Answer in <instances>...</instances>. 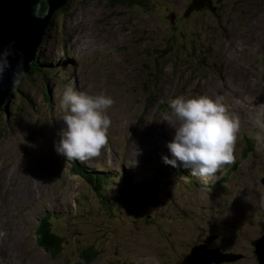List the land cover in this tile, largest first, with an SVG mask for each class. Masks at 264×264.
Returning <instances> with one entry per match:
<instances>
[{
  "label": "rangeland",
  "instance_id": "rangeland-1",
  "mask_svg": "<svg viewBox=\"0 0 264 264\" xmlns=\"http://www.w3.org/2000/svg\"><path fill=\"white\" fill-rule=\"evenodd\" d=\"M148 2L150 8L68 0L53 15L38 53L42 73L50 76L17 80L0 118V264H78L87 248L96 252L89 264H177L209 235L218 237L209 248L242 255L219 264H257L251 241L264 224V130L255 123L264 110V20L242 22L226 13L215 24L209 16L194 23L198 41L221 44L218 53L226 60L208 73L191 70L195 57L184 48L194 34L171 28L167 0ZM232 31L237 34L229 38ZM66 85L113 100L107 143L85 161L54 149L62 126L58 99ZM197 94L219 98L240 126L232 163L201 175L200 186L188 190L175 176L190 170L161 160L172 133L162 119L169 99ZM73 161L101 167L114 178L113 188L102 191L111 203L103 204L89 181L72 173ZM233 165L231 176L221 180ZM158 171L174 175L173 184L163 182L171 187L163 201L161 189L143 194L135 205L118 195L125 181ZM45 213L62 237L57 255L38 242Z\"/></svg>",
  "mask_w": 264,
  "mask_h": 264
},
{
  "label": "clouds",
  "instance_id": "clouds-1",
  "mask_svg": "<svg viewBox=\"0 0 264 264\" xmlns=\"http://www.w3.org/2000/svg\"><path fill=\"white\" fill-rule=\"evenodd\" d=\"M10 54L7 49L0 51V75L9 67ZM112 104L106 94L92 95L66 85L58 99L62 126L54 143L55 151L66 159L80 161L97 156L107 143L111 123L107 110ZM168 108L169 114L162 120L172 133L165 141L167 154H161L163 163L207 176L232 163L240 121L219 98L177 95L169 99ZM255 123L264 130V110L258 113Z\"/></svg>",
  "mask_w": 264,
  "mask_h": 264
},
{
  "label": "water",
  "instance_id": "water-1",
  "mask_svg": "<svg viewBox=\"0 0 264 264\" xmlns=\"http://www.w3.org/2000/svg\"><path fill=\"white\" fill-rule=\"evenodd\" d=\"M43 0H0V51H10L9 67L0 75V108L8 104L13 88L21 75L28 74L46 36L54 13L67 5L68 0H45L46 11L39 13ZM195 0L190 8H198ZM214 238V236H213ZM206 237L194 245L190 252L182 254L177 264H219L241 258V254L221 252L209 248L213 239ZM257 264H264V230L251 241Z\"/></svg>",
  "mask_w": 264,
  "mask_h": 264
},
{
  "label": "trees",
  "instance_id": "trees-1",
  "mask_svg": "<svg viewBox=\"0 0 264 264\" xmlns=\"http://www.w3.org/2000/svg\"><path fill=\"white\" fill-rule=\"evenodd\" d=\"M108 2L112 5L131 6L134 4L136 6H139V7L141 6L144 8H150V6H151L150 3L148 2V0H108ZM42 3L43 4H42L41 10H40L41 11L40 13H44L46 10L45 0H43ZM57 11L54 13V15L57 13ZM50 28L51 27H49V29ZM49 29H48V31H49ZM47 36H48V32L46 34V37L43 39L44 41L47 38ZM169 51H170V47H168V51L166 52L165 55L162 56V58H167ZM187 54L194 57L196 54V50H192L191 53L188 52ZM41 65H42L41 58H40V56L36 55V58L32 62V65L30 67L28 74L21 75L18 78V80L24 79L25 77L28 78L29 75L37 76L38 74H43ZM191 70H195V68L194 69L191 68ZM192 72H194V71H192ZM43 75L44 76H48V75L50 76V72H45ZM46 89H47V87H46ZM7 109H8V104L6 106L3 105L0 108V118H3L2 112L7 110ZM73 162H74L73 167L71 168L72 172L80 175L82 178L89 181V183L92 187V190L94 191V193L97 196H100L99 198L102 200L103 204L106 205L107 201L110 202L111 200L109 198L103 197V195H105V194L102 191H106L112 187V180L114 178H112L111 175L106 173V170H103L101 167H98L96 169H93V168L87 169L85 166L79 165L78 162H76V161H73ZM233 167H234V165L232 167H230L228 170H226L225 177L231 176V172H232ZM179 174H181L182 176H175V179L178 182V184L182 180L185 181L183 183V186H182L183 189H188V190L195 189V188L199 187L201 182H202V178L198 175L192 174L191 171H185V172H181ZM172 176H174V175H172L170 171L165 172V173H164V171L163 172H160V171L154 172L150 176V178L140 180V182L130 183V184L124 183L123 186L119 190L120 191L119 194L122 193L123 199H125V202H128V204L135 205L137 202H141L139 199H141V196L143 194H145V193H156V192H158V189H161L166 194L165 196H163V199H162V201H163L168 196V193H169L170 188H171V187H168L166 185L163 186V184H164L163 182L165 181V179H167L166 180L167 182L173 184L174 183V180H173L174 177H172ZM149 179H151L150 181L153 180V182L149 183V181H148ZM161 179H163V180H161ZM114 199L118 200V196H115ZM182 211L185 212L186 210H184V208H182ZM51 218H52L51 213H45V215H43L40 219V222L38 224L36 232L38 233V242H39L40 246H42V248L45 249L46 251L51 252L54 255H57L60 253L62 237H60L57 233L54 232L53 227H52L53 222H52ZM206 237L202 238L197 243L199 244V243L203 242L204 239H206ZM194 244H196V243H194ZM95 253L96 252L94 250L91 249V251H90V248H87L86 251H84L80 254V260H79L78 264H89L93 260V256H95ZM119 264H127V263H119Z\"/></svg>",
  "mask_w": 264,
  "mask_h": 264
},
{
  "label": "flooded vegetation",
  "instance_id": "flooded-vegetation-1",
  "mask_svg": "<svg viewBox=\"0 0 264 264\" xmlns=\"http://www.w3.org/2000/svg\"><path fill=\"white\" fill-rule=\"evenodd\" d=\"M195 5L198 8H190L193 0H167L166 9L169 13L166 15V19L169 21L171 28L181 30L183 34H194L191 41L192 45H186L184 48L187 51L196 50L195 54V70H201L205 72H217V68L223 67L226 62L222 59L223 56L220 52L222 49L221 44L218 43H205L202 40L196 38V31L193 29L192 25L200 19H205V17H211L214 24L217 23V18L221 17V14L226 15V13H231L237 19L239 18L242 22L253 20L254 23H261L264 20L263 14V4L264 0H195ZM254 9H257L254 12ZM234 13H232V11ZM252 22V21H251ZM215 27H210L209 30H213ZM217 29V28H216ZM220 30V27L218 28ZM237 33L231 32L230 35H236ZM230 45L231 44H227ZM232 47V46H231ZM234 48V47H232ZM245 48V45L242 47ZM40 50V49H39ZM161 50V49H160ZM39 53V51H38ZM37 53V56H40ZM227 71V70H226ZM225 71V72H226ZM263 171V169H262ZM226 173V172H225ZM264 172H261L263 174ZM225 180V178H223ZM261 183L264 186V177H261ZM264 211V206H263ZM264 222V216H263ZM264 230V224H263ZM217 239V235H212ZM209 245V244H208Z\"/></svg>",
  "mask_w": 264,
  "mask_h": 264
},
{
  "label": "bare ground",
  "instance_id": "bare-ground-1",
  "mask_svg": "<svg viewBox=\"0 0 264 264\" xmlns=\"http://www.w3.org/2000/svg\"><path fill=\"white\" fill-rule=\"evenodd\" d=\"M14 199H16V197H15ZM14 199H13V200H14ZM9 220H10V219H9ZM1 230H2V229H1ZM3 233H4V232H3ZM0 234H1V233H0ZM4 235H5V233H4ZM1 236H2V235H1ZM8 238H9V237H8ZM1 239H2V238H1ZM1 239H0V240H1ZM5 243H6V242H5ZM7 243H9V242H7ZM9 244H10V243H9ZM197 244H198V243H196V245H197ZM6 245H7V244H6ZM0 254H1V253H0ZM4 255H6V256H9V257H10V254H4ZM15 256H16V255H15ZM7 262H8V261H7ZM23 262H24V261H23Z\"/></svg>",
  "mask_w": 264,
  "mask_h": 264
}]
</instances>
